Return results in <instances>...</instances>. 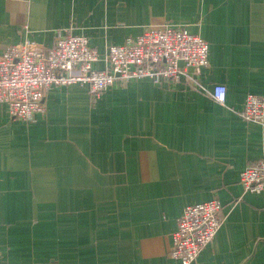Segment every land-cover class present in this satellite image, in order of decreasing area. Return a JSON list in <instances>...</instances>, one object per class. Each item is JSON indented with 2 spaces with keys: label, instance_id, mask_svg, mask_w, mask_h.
<instances>
[{
  "label": "crops",
  "instance_id": "1",
  "mask_svg": "<svg viewBox=\"0 0 264 264\" xmlns=\"http://www.w3.org/2000/svg\"><path fill=\"white\" fill-rule=\"evenodd\" d=\"M208 44L201 88L120 82L52 88L25 124L0 105V264H179L168 256L186 206L217 199L220 228L192 264H264V191L239 184L264 158V0H0V52L81 35L101 56L149 28ZM226 87L224 104L209 93Z\"/></svg>",
  "mask_w": 264,
  "mask_h": 264
},
{
  "label": "built area",
  "instance_id": "2",
  "mask_svg": "<svg viewBox=\"0 0 264 264\" xmlns=\"http://www.w3.org/2000/svg\"><path fill=\"white\" fill-rule=\"evenodd\" d=\"M100 58L81 35L57 38L47 50L28 40L6 46L0 52V105L12 120L29 124L44 111L45 96L52 88L74 83L87 85L91 100L116 82L125 86L143 78L156 84L183 80L199 89L194 74L208 66V44L184 29L164 25L110 46L104 55L103 70L93 68ZM226 91L224 85L216 84L209 95L216 103L224 104ZM240 117L245 122L262 123L264 98L249 94ZM239 184L246 192L264 191V158L242 170ZM220 211L217 199L186 206L171 234L168 256L179 264L194 263L200 251L213 242L220 228Z\"/></svg>",
  "mask_w": 264,
  "mask_h": 264
},
{
  "label": "water",
  "instance_id": "3",
  "mask_svg": "<svg viewBox=\"0 0 264 264\" xmlns=\"http://www.w3.org/2000/svg\"><path fill=\"white\" fill-rule=\"evenodd\" d=\"M188 71H189V73H192L193 72V69L192 68H189Z\"/></svg>",
  "mask_w": 264,
  "mask_h": 264
}]
</instances>
